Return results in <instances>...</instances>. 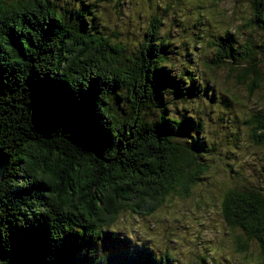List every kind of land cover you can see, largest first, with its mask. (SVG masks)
Returning <instances> with one entry per match:
<instances>
[{
	"label": "trees",
	"instance_id": "trees-1",
	"mask_svg": "<svg viewBox=\"0 0 264 264\" xmlns=\"http://www.w3.org/2000/svg\"><path fill=\"white\" fill-rule=\"evenodd\" d=\"M253 23L264 31V0ZM43 0H0V264H174L110 229L124 212L149 217L171 195L187 196L215 153L193 117L169 115L166 92L190 94V70L170 73L162 19L127 56L83 18ZM86 21V22H85ZM89 25V26H88ZM234 44L236 47H234ZM214 63L245 64L249 92L260 74L251 50L229 31ZM225 59L228 61H225ZM264 121V109L254 122ZM253 132L264 142V122ZM228 228L259 246L264 264V190L234 188L222 198ZM242 250L247 245H238Z\"/></svg>",
	"mask_w": 264,
	"mask_h": 264
},
{
	"label": "rangeland",
	"instance_id": "rangeland-1",
	"mask_svg": "<svg viewBox=\"0 0 264 264\" xmlns=\"http://www.w3.org/2000/svg\"><path fill=\"white\" fill-rule=\"evenodd\" d=\"M8 4L13 0H5ZM57 13L86 12L83 18L124 46L127 56L144 47L152 17L162 19L170 73L176 78L190 70V94L176 98L166 92L169 115L191 116L215 153L206 158L209 170L188 195L171 194L149 217L124 212L110 226L160 255L168 251L174 264H261L259 246L239 229L228 228L221 215L223 195L231 189L264 190V142L256 144L255 116L264 109V31L254 23V0H43ZM85 21V22H86ZM89 26V25H88ZM229 31L248 47L260 74L259 87L249 92L252 75L243 83L245 64L214 63L217 39ZM234 47L236 45L234 44ZM247 245L242 250L238 245Z\"/></svg>",
	"mask_w": 264,
	"mask_h": 264
},
{
	"label": "water",
	"instance_id": "water-1",
	"mask_svg": "<svg viewBox=\"0 0 264 264\" xmlns=\"http://www.w3.org/2000/svg\"><path fill=\"white\" fill-rule=\"evenodd\" d=\"M8 158L7 156L0 150V180L3 176L5 167L7 165ZM6 259V254L1 244V237H0V262H4Z\"/></svg>",
	"mask_w": 264,
	"mask_h": 264
}]
</instances>
